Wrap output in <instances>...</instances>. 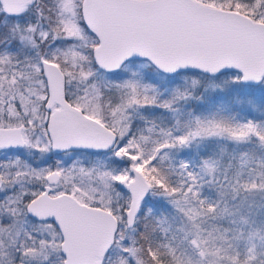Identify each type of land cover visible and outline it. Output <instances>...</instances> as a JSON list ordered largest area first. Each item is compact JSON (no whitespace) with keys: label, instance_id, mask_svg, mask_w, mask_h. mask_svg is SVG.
<instances>
[{"label":"snow or ice","instance_id":"obj_1","mask_svg":"<svg viewBox=\"0 0 264 264\" xmlns=\"http://www.w3.org/2000/svg\"><path fill=\"white\" fill-rule=\"evenodd\" d=\"M0 264H264V0H0Z\"/></svg>","mask_w":264,"mask_h":264}]
</instances>
